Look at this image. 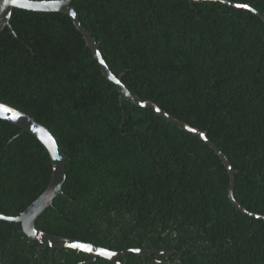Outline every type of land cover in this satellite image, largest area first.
Segmentation results:
<instances>
[{
  "label": "trees",
  "instance_id": "1",
  "mask_svg": "<svg viewBox=\"0 0 264 264\" xmlns=\"http://www.w3.org/2000/svg\"><path fill=\"white\" fill-rule=\"evenodd\" d=\"M233 1L264 14V0ZM72 5L129 90L204 130L236 170L235 198L264 214V21L218 0ZM10 24L0 31V100L44 124L66 155V196L37 217L39 228L113 250H168L128 253L123 264H264V220L233 205L209 145L121 99L67 13L15 7ZM19 131L0 118L6 215L22 212L52 174L45 146L27 131L13 137ZM89 258L69 247L50 254L0 219V264H113Z\"/></svg>",
  "mask_w": 264,
  "mask_h": 264
},
{
  "label": "water",
  "instance_id": "2",
  "mask_svg": "<svg viewBox=\"0 0 264 264\" xmlns=\"http://www.w3.org/2000/svg\"><path fill=\"white\" fill-rule=\"evenodd\" d=\"M73 0H0V31L5 26H10V17L13 8H22L33 11H62L67 13L75 26L81 32L83 38L86 41L87 46L90 48L93 57L97 60L102 73L108 80L114 82L120 93V98L123 97L130 100L136 105L152 108L154 112L168 121L176 124L179 128L186 130L200 139H202L207 145L210 146L220 158L222 163L227 169L229 176L228 185V197L233 205L243 213L264 220V214L259 212H253L244 207L234 196V181H235V168L232 166L227 155L217 146L215 142L210 140L206 132L196 126L191 125L181 119H178L168 113L165 109L161 108L154 101L142 99L138 95L132 93L129 88L121 81L119 75H116L107 65L99 49L98 42L92 36L91 32L81 23L79 19V13L77 9L72 5ZM190 1H204V0H190ZM224 4L234 6L237 8H245L251 10L257 16L264 21V14L256 10L253 6L246 2H238L233 0H218ZM247 4L248 7H244ZM0 118L16 124L20 127V131L13 137H16L25 131L34 135L45 146L50 156L52 165L51 179L47 187L18 215H6L0 213V219L13 221L21 224L22 231L28 238L39 242L44 248L50 247V254L55 248L69 247L76 251H83L90 255V258L86 262H94L98 256L104 257L113 264H123L120 261V256L128 253H136L138 255H150L152 253H162L168 250L155 249V248H126L122 250H113L109 247L100 246L94 242L84 241L73 237L57 235L47 232L36 225L37 217L43 212V210L52 204L53 199L58 194L66 196L63 192L62 185L66 178V155L57 143L55 136L52 132L41 122L34 119L28 113L18 109L17 107L10 105L0 100ZM8 143H6L5 147ZM73 245H85L87 247H74ZM88 248L92 250L89 251Z\"/></svg>",
  "mask_w": 264,
  "mask_h": 264
},
{
  "label": "snow or ice",
  "instance_id": "3",
  "mask_svg": "<svg viewBox=\"0 0 264 264\" xmlns=\"http://www.w3.org/2000/svg\"><path fill=\"white\" fill-rule=\"evenodd\" d=\"M244 7H246V8H247V7H248V5H247V4H245V5H244ZM73 246H74V247H87V246H85V245H73ZM88 250H89V251H91L92 249H91V248H88Z\"/></svg>",
  "mask_w": 264,
  "mask_h": 264
},
{
  "label": "bare ground",
  "instance_id": "4",
  "mask_svg": "<svg viewBox=\"0 0 264 264\" xmlns=\"http://www.w3.org/2000/svg\"><path fill=\"white\" fill-rule=\"evenodd\" d=\"M110 68V67H109ZM103 116V115H102ZM107 120V119H106ZM110 124V123H109ZM104 147V146H103ZM103 150V149H102Z\"/></svg>",
  "mask_w": 264,
  "mask_h": 264
}]
</instances>
